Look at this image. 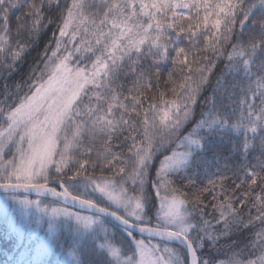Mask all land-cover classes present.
Returning <instances> with one entry per match:
<instances>
[{"label": "snow or ice", "instance_id": "snow-or-ice-1", "mask_svg": "<svg viewBox=\"0 0 264 264\" xmlns=\"http://www.w3.org/2000/svg\"><path fill=\"white\" fill-rule=\"evenodd\" d=\"M50 25L0 99V191L48 219L24 264L58 226L59 264H264V0H0V67Z\"/></svg>", "mask_w": 264, "mask_h": 264}, {"label": "trees", "instance_id": "trees-1", "mask_svg": "<svg viewBox=\"0 0 264 264\" xmlns=\"http://www.w3.org/2000/svg\"><path fill=\"white\" fill-rule=\"evenodd\" d=\"M20 15V11L17 10L13 17H12V23L15 24V16ZM51 29L52 26L50 25L48 30L45 32H42L38 39L36 40L35 44L32 45V47L29 50V54L26 56L23 64L18 65L16 70L12 72L10 75L7 73V70L3 67H0V99L3 98V90L5 84L9 86L10 89H12L16 82L20 81L23 77L26 76L29 66L33 63L35 59L38 58V53H40L46 42L49 41L51 37ZM223 64L221 63L219 67L222 68ZM166 70L167 65L164 66V71H162L161 75V87H167L163 81L166 79ZM219 75V69L217 70L216 76ZM216 76L212 77L213 84L215 83ZM199 112V109H198ZM237 139L235 136L225 135L223 141L221 142L219 138L213 140V147L215 151L218 153V158L220 160V167H224V157L228 156L231 149H232V143L231 140ZM242 139V138H240ZM259 155V150L257 149L254 152H251L249 154L248 159L250 161H253V157ZM205 160L211 162L213 160V152L209 151L206 156ZM236 159H233L231 163H235ZM254 162V161H253ZM210 172H215L216 168L209 163L208 165ZM201 173H203L204 168L201 167L200 169ZM205 177L201 174L199 179L203 180ZM231 183V181H229ZM251 229L244 230L241 232L238 236H233L231 239H237L241 241V243L246 242L249 232ZM54 244L53 248L49 252L48 257L46 258V264H59V261L61 260L60 256V250H62L69 242L70 240V233L67 228H62L61 230H58L55 237H54ZM60 241V245H59ZM229 241L222 240L221 243H228ZM18 245V239L15 235H12L8 232L6 223L2 220H0V264H12L14 261H18V251L17 248Z\"/></svg>", "mask_w": 264, "mask_h": 264}, {"label": "rangeland", "instance_id": "rangeland-1", "mask_svg": "<svg viewBox=\"0 0 264 264\" xmlns=\"http://www.w3.org/2000/svg\"><path fill=\"white\" fill-rule=\"evenodd\" d=\"M38 219L40 220L39 224L36 223ZM0 220L6 222L19 235V240L22 239L25 246L19 248V261H14L12 264H24L25 259L34 256L37 247L49 235L47 217H41L39 213L35 212V209L24 210L22 206L13 203L11 200H6L5 196H0ZM62 228L64 227L58 226L55 229L53 239L57 231ZM60 256L61 260L65 258L61 250Z\"/></svg>", "mask_w": 264, "mask_h": 264}, {"label": "water", "instance_id": "water-1", "mask_svg": "<svg viewBox=\"0 0 264 264\" xmlns=\"http://www.w3.org/2000/svg\"><path fill=\"white\" fill-rule=\"evenodd\" d=\"M0 194H5V193H3L2 191H0ZM30 196L35 197V194H31ZM48 199H51V198H48Z\"/></svg>", "mask_w": 264, "mask_h": 264}]
</instances>
